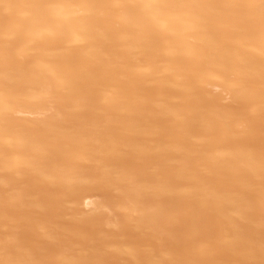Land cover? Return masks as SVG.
Wrapping results in <instances>:
<instances>
[{
    "label": "bare ground",
    "instance_id": "6f19581e",
    "mask_svg": "<svg viewBox=\"0 0 264 264\" xmlns=\"http://www.w3.org/2000/svg\"><path fill=\"white\" fill-rule=\"evenodd\" d=\"M0 264H264V0H0Z\"/></svg>",
    "mask_w": 264,
    "mask_h": 264
},
{
    "label": "rangeland",
    "instance_id": "374dc122",
    "mask_svg": "<svg viewBox=\"0 0 264 264\" xmlns=\"http://www.w3.org/2000/svg\"><path fill=\"white\" fill-rule=\"evenodd\" d=\"M91 197V196H90Z\"/></svg>",
    "mask_w": 264,
    "mask_h": 264
}]
</instances>
